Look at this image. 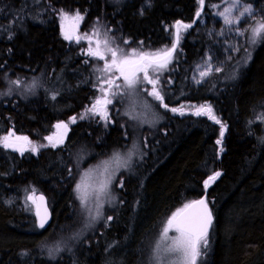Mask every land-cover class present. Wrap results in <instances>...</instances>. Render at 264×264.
<instances>
[{
	"label": "trees",
	"instance_id": "trees-1",
	"mask_svg": "<svg viewBox=\"0 0 264 264\" xmlns=\"http://www.w3.org/2000/svg\"><path fill=\"white\" fill-rule=\"evenodd\" d=\"M222 1L205 0L201 9L198 0H151L150 6L145 0H0V138L13 131L36 145L44 143L54 121H69L71 114L77 117L76 110L79 119L95 94L94 69L103 67L85 54L86 40L63 38L56 16L61 10L83 16L78 35L96 28L126 51L170 47L176 21L192 24L181 30L177 59L157 84L167 108L155 100L163 117L155 131L134 132L129 118L113 112L106 129L98 132L80 123L69 147L47 146L22 157L0 148V264H150L149 249L168 218L204 194L214 217L204 264H264V121L259 119L264 116V42L234 79L226 68L201 85L188 86L189 72L206 47L199 21L209 22L210 7ZM39 75L45 84L34 95L8 96L9 91L2 97L5 81L27 83ZM205 104L226 126L223 137L221 124L192 114ZM171 108L185 113L173 114ZM133 137L144 158L132 173L118 175L116 201L104 221L82 234L67 253L46 256L55 237L74 230L71 165L65 162L72 147L80 144L96 159L125 149ZM217 171L221 175L205 189L204 182ZM30 188L53 199L52 220L44 230L36 229V222L28 224L16 203H5V195ZM227 233V239L221 238Z\"/></svg>",
	"mask_w": 264,
	"mask_h": 264
},
{
	"label": "snow or ice",
	"instance_id": "snow-or-ice-1",
	"mask_svg": "<svg viewBox=\"0 0 264 264\" xmlns=\"http://www.w3.org/2000/svg\"><path fill=\"white\" fill-rule=\"evenodd\" d=\"M198 3L200 8L203 9L205 0H198ZM145 5L150 6L151 0H145ZM214 7H218V5H214ZM234 10L238 13L235 16L233 15ZM140 14H144L143 7L140 10ZM216 14L223 18V22L226 26H229L226 29L229 32L233 31L231 28L233 24H240L242 20L247 23L246 18L255 17L252 5L245 3L244 0H230L229 6L224 7L222 11H218ZM200 15L201 11L198 10L196 12V17L199 18ZM60 16L63 38L68 41L75 39L76 43H80L81 40H86L89 47L85 51V54L104 62L102 68L99 66L95 68V71L100 73L96 79L98 82L97 91L100 92L101 95L95 98L93 105L87 107L85 113L81 114L79 119H85L87 115L91 114L93 116H99L102 120L110 123L111 117L109 116L107 106L112 104L117 96L129 97L131 103L134 105L136 102L135 97L140 91H146L148 96L160 102L161 107L167 108V105L164 103V97L157 87L160 80V73H162L163 70H167L169 64L177 59L175 53L181 39L180 32L182 29L187 30L191 28L192 24H184L181 21H176L174 25L176 29L175 39L170 47L166 46L154 52L135 48L126 51L116 44L115 38H110L107 32L103 35V38H101L99 30L96 28L93 29L90 35L87 33L77 35L76 29L78 28L79 22L83 19V16L78 12L74 16H69L61 10ZM65 21H72L73 23L71 26L66 27ZM166 30L168 29L166 28ZM223 31L224 30H222L221 34H223ZM248 32H250V36L246 39L249 44L256 45L264 42V15H262L259 20H255L254 24H250L247 28L240 27L235 29L236 36H244L245 33ZM124 43L128 44L129 41L124 40ZM93 44H95V47H92ZM9 51H11V49H9ZM239 51V47L230 46L228 58L232 59L231 53ZM244 51L247 53L246 60H250V50L244 48ZM109 56L111 57L110 59H108ZM211 61L212 57L209 55L208 60L204 61L202 65L197 66L198 75L193 77L196 84L204 82L213 72L220 73L223 71L222 63L214 65ZM84 63L87 64L89 61L85 60ZM119 80L123 82L117 83ZM171 82V79H169V83ZM11 83L19 86L22 81L16 80L11 81ZM143 84L151 85V90L143 88ZM35 86L36 84L34 82L32 87ZM52 98L55 99L56 96L53 95ZM145 108L151 111V106L147 104V102H145ZM169 110L174 113L180 112L181 115L184 114L182 109L171 108ZM124 114L129 116L130 119L137 118L131 111L125 112ZM153 114L155 115V113ZM192 114L195 116L207 115L210 120L221 124L220 135L223 137L224 128L226 126L217 119L210 105H201L196 108ZM76 119V117H72L71 123H75ZM259 119L264 121V116H261ZM55 127L58 131L53 135L45 137L53 148L64 143V137L68 131V124L61 122L57 123ZM13 137L15 142H10ZM0 141H2V146L4 148H11L13 151H18L21 155H23L25 151L36 153L39 148L48 146L44 144H33L27 136L15 135L13 131H9L7 135L0 138ZM262 142H264V138H262ZM216 143L220 145L222 141L217 140ZM220 151H223V148H221ZM130 158L131 153H129L127 157H122L119 152H116L109 160L101 162L102 168L100 165L96 166V168L99 169V176L101 177L97 183L90 182L92 172L96 171V169H90L89 172L85 173V176L81 178V181L76 184L75 191L77 193V199H79L81 207L89 212L93 221L103 216L101 210L104 207L105 199L107 198L109 201L114 200L110 192L113 178L120 168H127L129 166ZM112 165H115V167H112ZM220 175L221 173L217 171L209 176L204 182L205 189H207L210 183L214 182ZM120 186H123V180L120 181ZM93 198L95 200V214H92V209L89 207V202ZM26 199L36 205L38 227L44 229L45 225L48 223L47 208H43V214L41 212V207L45 199L44 196H37L35 191H33ZM107 220L111 221L112 216H108ZM212 223L213 214L209 209L208 203L203 198L191 201L185 204L183 208L178 209L168 218L160 239L156 244V255L154 259L157 261V264H198V258L202 255V249L208 247L209 229ZM173 230L177 235L170 237L168 233ZM48 251L50 258H55V254L62 251V248L57 244L55 247L49 248ZM161 253H163V255H161Z\"/></svg>",
	"mask_w": 264,
	"mask_h": 264
},
{
	"label": "rangeland",
	"instance_id": "rangeland-1",
	"mask_svg": "<svg viewBox=\"0 0 264 264\" xmlns=\"http://www.w3.org/2000/svg\"><path fill=\"white\" fill-rule=\"evenodd\" d=\"M110 1H112L115 4H117V3L119 4L120 2H122L124 0H110ZM244 2L252 5L253 11L255 13V17L254 18H246L247 23H245L244 20H242L240 24H233L231 26L233 31H231V32L226 30L229 26H226L224 24L223 18L216 14L218 11H222L224 7L229 6L230 0H227V2H226V0H223L221 3L215 4V5H218V7H214V5H212L210 7L212 18H210L209 22L205 18L200 19L199 27L201 29L203 28L201 30V34L205 38L206 47H205V50H204L202 57L195 62V64L192 66V68L189 72V76H188V86L189 87L193 88V87H196L198 85H201V84L205 83L206 81H208L213 76L219 74V73L213 72V74L208 76L205 79V81L202 82L201 84H196L194 82L193 77L198 75L197 66L202 65L204 61L208 60L209 55L212 57L211 62L214 65H219L222 63L223 64V70H225L226 68H228V69L230 68V70L228 71V76L231 78H233V77L235 78L238 69L248 66L249 63L252 62V60L255 56V53L259 49H261L263 42L258 43L256 45H251L247 42L246 38L248 36H250V32L245 33L244 36H236L235 35V29L236 28H240V27L247 28L250 24H254L255 20H259L261 18V16L264 15V0H244ZM237 14L238 13L234 10L233 15L235 16ZM68 15L74 16L76 14H68ZM56 16H57V23L60 25L61 24L60 13L56 14ZM80 25H81V21L78 24L79 29H80ZM76 30H78V29H76ZM222 30H224L223 34H221ZM100 34H101V38H103V33L100 32ZM229 38H231V39H229ZM230 46L240 48L239 52H232L231 53L232 59L228 58ZM92 47H95V45H93ZM244 48H248L250 50V52H251V59L250 60H246L247 53L244 51ZM110 58L111 57L109 56L108 59H110ZM103 63L104 62L102 61V65H103ZM165 71L166 70H163L162 73H160V77L163 75V73ZM75 73L76 72L69 71L67 73V75L71 76ZM76 75L79 77V74L77 73L74 75V78L76 77ZM98 75H100V73H98L96 71L93 72V76H94L93 84L94 85H92V89L95 92V94L89 100L88 107H91L95 101V98L101 95V93L97 91L98 82H97L96 77ZM40 76L41 75H39V77L33 78L32 80H30L27 83H25L24 80H22V83L19 86L11 83V81H9V80L5 81V86H4L5 89H4V92L2 93V97L4 95H7V92H9V91H11V94H9L8 96H11L12 94H16L18 96L27 95V97L30 95H34L37 92V90L41 89L43 87V85L45 84L44 76L43 77H40ZM141 78H142V74H141ZM51 80H53L52 82H50L52 85V88L58 89V87L54 86L55 85L54 82L56 80V83H58L59 78L55 77V80L54 79H51ZM34 82H35L36 86L32 87ZM122 82H123L122 80L117 81V83H122ZM78 84H80V83L77 82V85ZM145 89H146V87H145ZM147 89L151 90V88H147ZM58 93H59V91H58ZM135 100H136V102L133 105L131 103V100L129 97L117 96L114 99L113 103L107 106L108 110H109V116L111 117L112 113L116 112L117 114L121 113L120 115H124L128 119L129 116L125 115L124 113L131 111L132 114L137 117L136 119H130L129 118V120L132 121V124H133L132 130L134 132L138 131V129H141V128L142 129L146 128V129H149L151 131L152 130L155 131L157 126L161 122H163L162 114L158 111L157 107L155 106L156 103L154 104L155 99L151 96H148L146 91H140L139 94L135 97ZM145 102H147V104H149L151 106V111H149L147 108H145ZM198 107H200V106H198ZM182 111H183V113H185V111L183 109H182ZM83 113H85V111ZM83 113L81 112V114H83ZM153 113H155V115ZM81 114H79V115H81ZM173 114L181 115L180 112H175ZM202 116H205V115H202ZM76 118L79 121V124L80 123L88 124V125H90L89 127H91L94 131H97V132L100 130V128H103V126H106V121L102 120L99 116H93V115L89 114L86 116L85 119H78V117H76ZM68 122H71V120H69ZM133 138L134 139L130 142V144L125 149L113 151L112 153H110L107 156H103V157L101 156V157L96 158V159L94 157L93 152H89L88 150H87V153L84 152V150L82 148L83 146H81L80 144H76L72 147V149H73L72 155L68 154V156L65 160V162H67L68 164L71 165V167L70 166L68 167L67 171H68V180L70 182H72V184H73L71 206H72V210L74 211V213H73L72 217L71 216H69V217H71L73 221L76 220V221L80 222V224L77 225L76 221H75L74 222V224H75L74 230L69 231V232L64 233V234H60V236L55 237L57 239L52 240V242L47 245V247H46L47 251L49 250V248H53L57 244H59L62 248V251L67 253L68 252L67 249L71 245H73L74 243L79 241L82 234H84L87 231L94 230L95 228H97V227H95L96 225H98L99 223L104 221L105 215H106V210H109L114 205V201H116L115 186H116V179H117L118 175H120V174L127 175L129 173H132V171H134V166L139 164L144 158V150H142V148H141V143L136 139V137H133ZM43 144L48 145L45 143V141ZM48 146L53 148L50 145H48ZM0 148H3L6 151H11L13 153L20 155V153L18 151H13L11 148H7V149L4 148L2 146V142L0 144ZM55 148H58V147H55ZM116 152H119L122 157H127L129 155V153H131L129 166L127 168H120L116 172V174L113 178L112 184L110 186V192H111V195L114 197V200L109 201L106 198L105 202H104V207L101 210L103 212V216H101L100 218L93 221L89 215V212L86 209L81 207L80 201H79V199H77V193L75 191V186L77 183H79L81 181V178L85 176V173L89 172L90 169H96V171H93L91 174L90 182L91 183H97L101 177L99 176V169H97L96 166L100 165L102 168L103 166L101 165V162L109 160L113 156V154ZM30 153H33V152L26 151L25 155H23V156H28ZM96 154H97V152L95 153V155ZM112 167H115V165H112ZM119 187H120V181L118 184V188ZM33 191H35V194L40 192L39 190H37L35 188L21 190V192L13 191V192L5 195L4 200L6 199L5 203L8 206L16 203L18 205V207L21 210H23V213L26 214L25 216H26L28 224L34 222L33 224L35 225V222H36L35 221V204H33L31 201H28L26 199V197L28 195L32 194ZM48 202H49L50 208H53V199L49 198ZM89 207L92 209V214H95V200H94V198L92 200H90ZM36 229H38V228L36 227ZM62 231H64V230H62ZM161 233L159 234V236H157V238L155 239L151 248L149 249L148 259H149L150 264H157V261L154 259V257L156 255V244L160 239ZM168 235L171 237V236L177 235V233L173 230V231H170L168 233ZM229 236H230L229 233H227L224 235V237L222 235L221 238L227 239V237H229ZM208 240H209V244H208V247H209V245L212 241V237L211 238L208 237ZM208 247L206 249H202V255L198 258V264H204L205 263ZM161 255H163V253H161ZM46 256H48L50 258L49 251L47 252ZM56 256H58V253L55 254V257Z\"/></svg>",
	"mask_w": 264,
	"mask_h": 264
},
{
	"label": "flooded vegetation",
	"instance_id": "flooded-vegetation-1",
	"mask_svg": "<svg viewBox=\"0 0 264 264\" xmlns=\"http://www.w3.org/2000/svg\"><path fill=\"white\" fill-rule=\"evenodd\" d=\"M72 21H65V25H66V27H69V26H71L72 25ZM78 30H76V34L78 35V33H79V27L77 28ZM60 33L62 34V31H61V28H60ZM63 36V35H62ZM73 40H75V39H73ZM68 41V40H67ZM74 112H76V116L78 117V114H77V110L76 111H74ZM73 112V113H74ZM70 117L72 118V117H75L74 116V114H71L70 115ZM61 122H65V123H67L68 124V131H67V134H66V136L64 137V143L63 144H60V145H58L57 147L58 148H64V147H69V146H71V141H72V139L74 138V131H76L77 129H78V126H79V121L76 119V122L75 123H71V122H68V117H66V118H64V119H60V120H58V121H54L53 123H51V127H50V129H49V131L46 133V134H44V136H43V138H44V141H45V143L46 144H48V145H50L49 144V142L45 139V137L46 136H49V135H53L54 133H56L58 130L56 129V127H55V125L57 124V123H61ZM103 128H105L106 129V126H103ZM60 131H63V130H60ZM15 135H17L16 133H15ZM10 142H15L14 141V137L13 138H11V141ZM51 146V145H50ZM25 153H26V151L24 152V154L23 155H25ZM23 155H19L20 157H22ZM38 193H42V192H38ZM44 194V193H43ZM48 204H49V202H48ZM49 208H50V205H49ZM50 211H51V208H50ZM51 216H52V212H51ZM51 223V222H50ZM37 225V224H36ZM50 225V224H49Z\"/></svg>",
	"mask_w": 264,
	"mask_h": 264
},
{
	"label": "water",
	"instance_id": "water-1",
	"mask_svg": "<svg viewBox=\"0 0 264 264\" xmlns=\"http://www.w3.org/2000/svg\"><path fill=\"white\" fill-rule=\"evenodd\" d=\"M37 196H40V195H43L44 196V202H43V205H42V207H41V212H42V214H43V208L44 207H46L47 208V210H48V223L45 225V228L44 229H46L48 226H49V224H50V222H51V220H52V216H51V211H50V208H49V205H48V201H47V198H46V196L43 194V193H37L36 194ZM201 198H203V199H205L206 200V195L204 194V195H202L200 198H198V199H196V200H199V199H201ZM206 202H207V200H206ZM209 206V205H208ZM209 209H210V207H209ZM35 220H36V223H37V226H38V220H37V216H36V205H35ZM213 221H214V217H213ZM213 224V223H212ZM212 227V226H211ZM39 228V227H38ZM40 230H44V229H41V228H39ZM211 229V228H210ZM210 229H209V231H210Z\"/></svg>",
	"mask_w": 264,
	"mask_h": 264
},
{
	"label": "bare ground",
	"instance_id": "bare-ground-1",
	"mask_svg": "<svg viewBox=\"0 0 264 264\" xmlns=\"http://www.w3.org/2000/svg\"><path fill=\"white\" fill-rule=\"evenodd\" d=\"M37 224V223H36ZM38 227V226H37ZM39 229V228H38ZM40 230V229H39Z\"/></svg>",
	"mask_w": 264,
	"mask_h": 264
}]
</instances>
